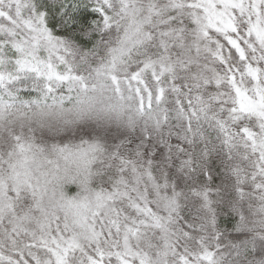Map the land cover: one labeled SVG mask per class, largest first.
Masks as SVG:
<instances>
[{"label":"snow or ice","instance_id":"obj_1","mask_svg":"<svg viewBox=\"0 0 264 264\" xmlns=\"http://www.w3.org/2000/svg\"><path fill=\"white\" fill-rule=\"evenodd\" d=\"M0 264H264V0H0Z\"/></svg>","mask_w":264,"mask_h":264}]
</instances>
